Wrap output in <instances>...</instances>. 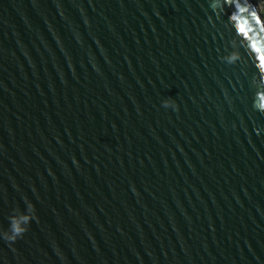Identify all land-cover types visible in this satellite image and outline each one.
<instances>
[{"label":"water","instance_id":"obj_1","mask_svg":"<svg viewBox=\"0 0 264 264\" xmlns=\"http://www.w3.org/2000/svg\"><path fill=\"white\" fill-rule=\"evenodd\" d=\"M257 14L0 0V264H264Z\"/></svg>","mask_w":264,"mask_h":264},{"label":"clouds","instance_id":"obj_2","mask_svg":"<svg viewBox=\"0 0 264 264\" xmlns=\"http://www.w3.org/2000/svg\"><path fill=\"white\" fill-rule=\"evenodd\" d=\"M165 107H168V104L165 103L164 105ZM174 110H178V106L175 105ZM26 220L29 219L28 217L25 218ZM35 219H38L37 215H35ZM13 231H14V235L6 237V240L10 241V242H15L18 238H22L23 236V232L26 230H22L17 228L15 225H13Z\"/></svg>","mask_w":264,"mask_h":264},{"label":"rangeland","instance_id":"obj_3","mask_svg":"<svg viewBox=\"0 0 264 264\" xmlns=\"http://www.w3.org/2000/svg\"><path fill=\"white\" fill-rule=\"evenodd\" d=\"M253 2L258 12V20H260L264 25V0H253Z\"/></svg>","mask_w":264,"mask_h":264}]
</instances>
